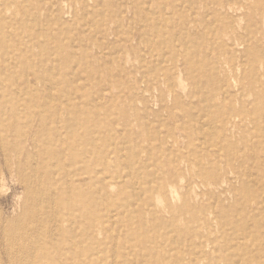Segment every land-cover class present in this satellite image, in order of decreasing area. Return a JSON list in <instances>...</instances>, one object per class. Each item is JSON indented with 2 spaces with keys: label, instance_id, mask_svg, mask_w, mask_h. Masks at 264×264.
Masks as SVG:
<instances>
[{
  "label": "rangeland",
  "instance_id": "obj_1",
  "mask_svg": "<svg viewBox=\"0 0 264 264\" xmlns=\"http://www.w3.org/2000/svg\"><path fill=\"white\" fill-rule=\"evenodd\" d=\"M22 1L0 0V9L5 15H9L15 11L16 6L8 4L14 2L22 9L17 15L23 18ZM167 1L162 0L158 8L170 10ZM216 1H222L220 4L229 1L232 9L228 12L219 10ZM260 1H177L185 9L194 6L198 12V20L203 21L188 38L196 40L199 47H189L191 55L186 64L182 65L181 57H178L177 62L171 63V59L167 58V62L163 63L174 72L171 86L160 85L165 95L172 88L173 96L167 102V109L160 110L158 102L153 98L149 99L150 110L136 113L130 109L124 97L125 90L119 83H127L132 78L140 81L142 74L134 72L138 62L131 55L118 56L114 64L110 63L108 56L102 58L103 66L100 68L93 59L88 60L85 67L76 64L70 68L61 66L59 70H54L55 73L48 69L50 65L45 64L46 67H41V70L35 68V73H39L37 75H41L43 79L54 76L52 87L45 85V89L43 84L34 86L43 88L45 92H50L51 88V93L56 95L52 105L64 102L63 90L55 84L61 79V74L63 76L66 73V76L72 70L75 74L80 73L77 87H89L92 94L103 92L105 109L97 106L92 112L95 111L100 121L111 127L110 133L115 132L114 137H119L125 143L126 150L136 153L143 160H150V164L140 168L133 177L135 179L132 178L137 183L129 181L131 177L126 175V166L124 163L120 166L113 153L107 154L111 160L109 166L97 168L92 176L78 170L79 164L59 167L56 157L62 152L60 145L55 144L50 149L34 145L36 141L51 139L48 132H37L33 140L25 137L27 130L38 127L37 121H34L38 116L34 119L26 116L31 112L39 114L40 107L25 100L13 107L0 103V117L4 114L0 119V264H9L12 258L11 245L25 252L28 240L23 236L24 229L34 236L37 233L48 235V227L54 225L55 219L64 223L67 209L62 205V190H66L62 181L65 177L68 180L74 179V171L81 174L80 178L85 183L91 180L81 186L84 193L99 190L102 193L103 199L93 202L91 209L99 216L112 217L114 221L112 229L107 227L108 231H105L104 227L108 222L104 218V232L94 230L92 233L102 254L106 255L103 264H264V237H261L264 235V147L256 145L258 141L264 144V108H261L264 91L262 90L263 95L258 94L260 89H264V66L251 53L239 58L242 48L235 55L231 41L224 35L228 25L242 14L258 16L264 0ZM41 5L43 10H50L52 13H57L59 8L65 6L59 0H50ZM115 7L116 10L126 8L122 3ZM27 8L33 14L35 8L31 0ZM150 8L159 10L155 6ZM39 17L44 18L43 15ZM30 22L36 24L32 19ZM4 25L8 26V23ZM112 25L113 23H108L107 26H97V39H102V33H99L101 29H108ZM173 26L176 24H170L168 28L177 31ZM83 29L87 30L80 25L76 28L70 26L68 33L72 32L73 37L77 36L80 40L85 37L84 34L79 35ZM64 35H68L67 32ZM22 38L23 42L27 40L26 32H22ZM78 39L72 40L78 42ZM108 40L111 41V38ZM88 41L85 45L87 47L82 50L93 53L95 47ZM173 43L178 45L177 42ZM149 60L152 66L159 67L158 59L151 57ZM183 74L186 79L181 81ZM152 75L147 68L144 76L150 81L138 84L137 90L144 97L156 92L153 85L157 82ZM36 78L30 72H21L15 80L19 86L23 80L34 85ZM146 87H149V91H144ZM129 89L135 95L136 89L132 85ZM139 102L134 99V106L140 108ZM120 108L129 112L126 121L120 115ZM14 112H18L20 118H14ZM54 115L57 119H62L66 112ZM68 116L70 115L67 114L66 117ZM51 119L53 120L52 117ZM50 125L56 126L53 122ZM60 129L64 131L62 125ZM93 132L99 131L93 129ZM19 141L24 143L25 149L17 155L12 149L15 142ZM90 143V139L83 142L87 145ZM2 144L7 147L4 151ZM147 146L152 149L148 150ZM167 146L172 147L169 150ZM33 151L38 154L29 160L31 158L28 153ZM19 159L26 163L24 170L18 167ZM30 174L34 189L41 193L42 198L49 200L50 205L53 204L51 211L55 216L49 218L46 209L40 206L35 213L30 211L31 191L26 189L23 181L24 176ZM96 179H104V186L92 181ZM114 179L118 181V185L112 182ZM173 182H177V195L170 192ZM125 197L127 199L124 200ZM162 198H165L163 202H167L164 209L160 205ZM123 200L129 201V206L125 207L129 213L117 212L118 215H115L113 209L123 204ZM116 202L118 204H113ZM199 204L209 209L211 215L207 216V213L203 216L198 212ZM139 207L144 209L138 210ZM237 220L244 222L243 229L252 234L251 238L241 237ZM125 221L131 226L126 227L123 223ZM139 221H145L141 229L134 225ZM35 222H39V226ZM42 223L45 227L43 229ZM141 234H145V239H142ZM46 246L36 250V254L42 256L46 252ZM157 250L164 251L166 259L160 260ZM237 255L239 258L233 260Z\"/></svg>",
  "mask_w": 264,
  "mask_h": 264
},
{
  "label": "bare ground",
  "instance_id": "obj_2",
  "mask_svg": "<svg viewBox=\"0 0 264 264\" xmlns=\"http://www.w3.org/2000/svg\"><path fill=\"white\" fill-rule=\"evenodd\" d=\"M31 1L36 10L33 8L34 12L32 14L27 8L29 0H23V5H21L23 8V18L17 15V12L19 13L22 9L18 8L19 5L14 2L8 4L16 6L14 8L15 11L11 14L5 15L0 9V103L5 106L13 107L23 103L25 100L26 102L40 107L38 111L39 114L31 112V114L29 113L26 116V118L29 117L33 119L38 116V118L34 120L37 121L38 127L37 129L27 130L25 137L33 140L37 132H48L51 139H44L41 142L36 141L34 145L37 146V148H41L40 146H42L47 149L55 146V144L60 145L62 152L56 157L59 167L65 168L72 164H79L80 169L78 170L92 176L97 168L109 166L111 160H109L110 157H108L107 154L113 153L117 159V163L120 166L124 163L126 166L128 171L126 175L131 177L129 181L132 184L137 183L138 181L136 180L133 182L134 180H132V178L137 174L140 168L150 164V160H143L138 157L136 153L126 150L125 143L119 137H114L115 132L113 134L110 133L111 127H108L100 121L95 111L94 113L92 112L93 108L97 106L102 108V110L105 109L103 92L92 94L91 88L89 89V87H77L76 84L80 78V73L75 74L72 70L66 76V73H64L63 76L61 74V79L55 84L60 86V89L63 90L62 100H64V102H57L52 105V101L56 95L51 93V88L50 92H45L43 88L38 89L34 86L43 84L44 86L47 85L48 88L52 87L54 84V76H49L47 79L44 78L46 80V83H44V79L41 75L39 76L37 75L39 73H35V68L41 70V67L50 65L48 69H52V72L55 73L54 70H59L61 66L70 68L73 64H76L85 67L88 63L87 61L90 59L96 61L98 68H100L103 66L101 64L102 58L108 56L110 58V63L114 64L118 56L126 57V54L128 56L131 55V57H134L138 62L137 66L134 67V72L139 71L140 74H142L140 81L132 78V80L128 79L127 83H119V86L125 90L124 97L128 101L127 103H129L130 109L136 111V113L140 110H150V98L158 102V108L160 110L167 109V102L173 96L172 88H169L168 94L165 95L161 91L160 85L167 84L168 87L171 86V78L174 76V72L163 63L167 62V58L171 59L170 61L172 63L177 62V60H179L178 57H181L182 65L186 64L191 55V49L189 50V47L192 45L199 47L196 40L188 38L192 35L194 28L197 30L198 24L203 20H198V12L194 6L185 9L178 5V3H180H177L178 0L167 1L170 10L158 8L159 5L162 4V0H59L63 2L65 6L59 8L57 13L42 9L41 4H45L50 0ZM221 2H215V4L219 6V10L224 9L225 12H228L229 9H232L231 2L228 1L225 4H220ZM120 3L126 8L116 10L115 6L120 5ZM150 6H155L159 10H152ZM205 9L208 10L206 5ZM39 15H43L44 18H40ZM64 15L69 19H66ZM31 19L36 24L33 22L31 23ZM241 20L245 22L243 23ZM6 23H8V26L4 25ZM108 23H113L112 27L110 26L108 29L104 30L101 29L99 33H102V39H97L96 27L99 25L107 26ZM170 24H176L173 28L177 31L169 29L168 25ZM79 25L81 27H86L87 30L83 29L84 31L79 35L84 34V38L87 40L84 38L79 40V37H73L72 32L71 34L68 33L70 26L76 28ZM11 26L15 28H11ZM228 26L226 31H224V35L231 41L234 54L237 55L239 49L242 48L243 51L238 54L239 58L245 57L251 53L256 55L257 61L264 66V2L260 6L258 16L244 13L239 16L234 23ZM8 27H10V30H7ZM52 31H56V33L53 34ZM22 32H26L27 40L25 42H23L24 40L22 41ZM65 32H67L68 35H64ZM109 38H111V41L108 40ZM72 39H78V42ZM88 40H90L95 47L93 53L82 50V48L87 47L85 45L88 44ZM173 42H177L178 45ZM151 57H155L159 60L158 68L152 66L149 60ZM250 63L253 64V61H250ZM103 64L104 67H107L106 63ZM147 68L153 73V80L157 83L153 85L155 88L154 91L156 92L150 96L144 97V94L139 93L137 89L139 88L138 84L140 82L150 81V79L144 76ZM237 71L239 72V70ZM21 72H30L34 74V76L37 77L36 84L32 85L30 82L23 80L21 83L22 85L19 86L15 79H17V75ZM181 76V78L179 77L181 81L186 79L184 74ZM130 85L136 89L135 95H132L129 89ZM148 89L149 87H146L144 91H149ZM260 90L258 94L263 95L264 89ZM175 95L177 94L175 93ZM134 99H138V101L141 102L140 108L134 106ZM83 100H85V103H83ZM261 108H264V101L262 102ZM119 111L121 113L120 115H122L126 121L129 115L128 110L120 108ZM53 112L57 114H59V112L61 114L66 112V116L67 114L70 116L57 119ZM154 113L157 112L154 111ZM3 116L4 114H2L0 119L3 118ZM12 116L17 119L20 118L18 112H14ZM49 122L55 123L56 126L53 127ZM61 125L64 127V131L60 129ZM93 129H97L99 132L94 133ZM89 139L91 142L90 145L83 144V142H87ZM105 142L107 143L106 145L103 144ZM126 143L128 145L129 141ZM256 143L257 147H264V144L260 141ZM13 146L12 152L17 155L25 149L24 143L21 141L15 142ZM171 147L172 146H167V149L170 150ZM5 148L7 147L2 144L3 151ZM146 148L148 150L152 149L150 146ZM35 154H38V152L36 153L33 151L28 153V157L31 158L29 160L34 159ZM17 164L22 170L26 167V163L24 161L22 163L20 159L17 161ZM74 172L72 173L74 179L68 180L65 177L62 181L65 183L66 188V190H62V197L64 199L62 205L67 209L64 223H60L55 219L54 225L48 227V235L37 233L36 236H34L24 229L23 236L28 240L25 252H21L22 250L18 249L17 246L14 247L11 245L12 258L9 260V264H103L106 255L102 254L101 247L98 241L94 239L92 233L94 230L103 231L105 229V231H108L107 227H113L112 224L114 221L112 217L99 216L95 210L93 211L91 209L93 202L103 199L102 193L99 190V192L91 191L85 192V194L81 190V186L85 182L80 178V173ZM23 181L25 182L26 189L31 191L30 211L36 212L40 206L46 209L49 218L52 215L55 216L56 214L51 211V206L53 204L50 205L51 202L42 198L41 193L34 189L31 174L24 176ZM92 181L104 186V179ZM89 182H91V180H88L85 184ZM112 182L116 185L119 184L116 179ZM175 186H177V182L171 184L170 192L173 195L178 194ZM262 190L264 191V187H262ZM121 194L124 193L122 192ZM125 199L127 198L125 197L124 200ZM124 200L123 204H119L113 209L115 215L129 211L125 208L129 206V201L127 202ZM164 200L165 198H162L160 201L161 209H164L167 205V202H163ZM113 204L116 205L118 203L116 202ZM199 205L198 212L202 213L203 216H206L208 213L207 216H209V209L204 205ZM139 208L138 210L144 209V207ZM104 218H106V222H108L106 225L108 226L105 225L103 229L102 222H104ZM36 223L37 222H35V224ZM123 223L126 227L131 226L127 221ZM243 223L238 220L236 223L237 227L241 230V237L251 238L252 234L250 232H245V229H243ZM30 224L32 225V223ZM144 224L145 221L134 223L135 227H138V229H141ZM37 225L39 226V222ZM42 226V229L45 228L43 223ZM141 235L142 239H145V234ZM261 237H264V235ZM46 245H48V247ZM43 246H46V252L42 256L37 255L36 250L42 249ZM156 252L160 260L166 259L167 255L164 251L157 250ZM238 258L239 255L235 256L233 260H237Z\"/></svg>",
  "mask_w": 264,
  "mask_h": 264
}]
</instances>
